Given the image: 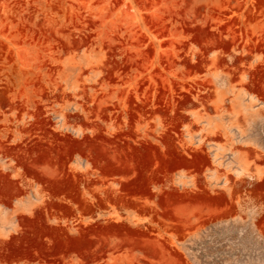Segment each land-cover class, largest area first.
I'll list each match as a JSON object with an SVG mask.
<instances>
[{"label":"rangeland","instance_id":"obj_1","mask_svg":"<svg viewBox=\"0 0 264 264\" xmlns=\"http://www.w3.org/2000/svg\"><path fill=\"white\" fill-rule=\"evenodd\" d=\"M0 264H264V0H0Z\"/></svg>","mask_w":264,"mask_h":264}]
</instances>
